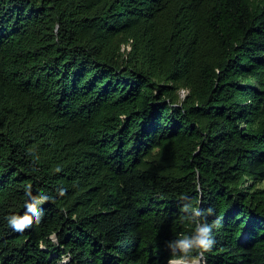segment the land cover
<instances>
[{
	"label": "trees",
	"instance_id": "1",
	"mask_svg": "<svg viewBox=\"0 0 264 264\" xmlns=\"http://www.w3.org/2000/svg\"><path fill=\"white\" fill-rule=\"evenodd\" d=\"M263 182L264 0H0V264H264Z\"/></svg>",
	"mask_w": 264,
	"mask_h": 264
},
{
	"label": "clouds",
	"instance_id": "2",
	"mask_svg": "<svg viewBox=\"0 0 264 264\" xmlns=\"http://www.w3.org/2000/svg\"><path fill=\"white\" fill-rule=\"evenodd\" d=\"M64 191V190H62ZM25 199H28V195L27 193L25 194ZM40 199L46 200L48 199L47 196L41 194ZM25 207V213L21 216H15V215H9L6 218V223H7V227L12 231V232H16V233H21L23 232L25 229H28L32 226L31 221L34 219L37 224H39L41 222V220L43 219V210L40 211H34L32 207H29L27 205L24 206ZM215 224H219V218L215 221ZM214 227L213 223H202L199 224L196 228V236L194 238H185L184 240L181 241V243L183 244V246L185 247L186 250L188 249H192V245L195 243L196 248L192 249V251H190L188 253L187 256L182 257L184 259H191L194 262H199V257L204 255V252L206 250H210L213 246V244L215 243V236L212 232V229ZM55 232L50 233V235H53ZM40 245L41 247L44 246V241L41 240L40 241ZM201 249L203 251H201ZM194 250H199V256H194L192 255V252ZM177 257H172L169 261V264H171V260L176 259Z\"/></svg>",
	"mask_w": 264,
	"mask_h": 264
},
{
	"label": "bare ground",
	"instance_id": "3",
	"mask_svg": "<svg viewBox=\"0 0 264 264\" xmlns=\"http://www.w3.org/2000/svg\"><path fill=\"white\" fill-rule=\"evenodd\" d=\"M172 264H201L200 262H190L184 260H173Z\"/></svg>",
	"mask_w": 264,
	"mask_h": 264
},
{
	"label": "water",
	"instance_id": "4",
	"mask_svg": "<svg viewBox=\"0 0 264 264\" xmlns=\"http://www.w3.org/2000/svg\"><path fill=\"white\" fill-rule=\"evenodd\" d=\"M177 260H181V259H177ZM173 261V260H172ZM171 261V263H172ZM203 261L202 257L199 258V262L201 263Z\"/></svg>",
	"mask_w": 264,
	"mask_h": 264
},
{
	"label": "rangeland",
	"instance_id": "5",
	"mask_svg": "<svg viewBox=\"0 0 264 264\" xmlns=\"http://www.w3.org/2000/svg\"><path fill=\"white\" fill-rule=\"evenodd\" d=\"M263 185H264V182H263ZM185 261L194 262V261H192V260H185ZM201 264H205L204 261H202Z\"/></svg>",
	"mask_w": 264,
	"mask_h": 264
}]
</instances>
